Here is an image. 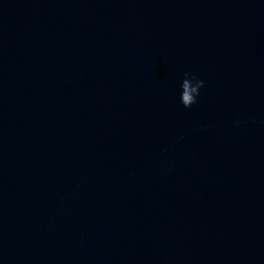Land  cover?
I'll list each match as a JSON object with an SVG mask.
<instances>
[{
	"label": "water",
	"instance_id": "obj_1",
	"mask_svg": "<svg viewBox=\"0 0 264 264\" xmlns=\"http://www.w3.org/2000/svg\"><path fill=\"white\" fill-rule=\"evenodd\" d=\"M0 264H264V0H0Z\"/></svg>",
	"mask_w": 264,
	"mask_h": 264
},
{
	"label": "clouds",
	"instance_id": "obj_2",
	"mask_svg": "<svg viewBox=\"0 0 264 264\" xmlns=\"http://www.w3.org/2000/svg\"><path fill=\"white\" fill-rule=\"evenodd\" d=\"M184 77L180 85V101L184 108H190L197 103V97L200 95V89L204 87V81L189 73H185Z\"/></svg>",
	"mask_w": 264,
	"mask_h": 264
}]
</instances>
